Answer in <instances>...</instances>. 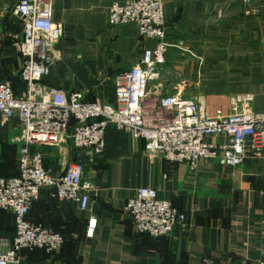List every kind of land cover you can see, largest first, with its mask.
<instances>
[{
	"label": "crops",
	"instance_id": "crops-1",
	"mask_svg": "<svg viewBox=\"0 0 264 264\" xmlns=\"http://www.w3.org/2000/svg\"><path fill=\"white\" fill-rule=\"evenodd\" d=\"M17 1L0 0V57L15 50L22 65L15 47L22 22L12 13ZM113 1L54 0V18L63 25V36L56 45L58 62L51 65L43 85L82 91L89 101L114 103L116 75L137 64L144 45L155 41L142 40L134 23L109 24ZM253 2L258 13L249 16L241 0L165 2L167 40L175 52L168 62L185 76L186 95L204 100L210 110L226 105L230 95L251 92L252 108L264 111V0ZM0 78L7 80L1 65ZM16 120L19 123L15 118L8 128ZM39 148L55 175L70 161L84 164V179L92 183L90 207L82 210L75 202L53 200L43 188L29 219L63 233L66 244L53 254L23 250L24 264H69L72 253L79 264H201L204 258L218 264L264 263L263 158L248 156L236 167L202 160L192 170L186 162L150 156L143 139L113 125L101 153L75 148L70 141ZM89 163L96 169L88 172ZM142 186L157 188L161 198L186 211L187 225L177 224L158 238L137 232L125 205ZM91 216L97 219L93 235L87 233ZM14 227V215L1 210L0 240H11Z\"/></svg>",
	"mask_w": 264,
	"mask_h": 264
},
{
	"label": "built area",
	"instance_id": "built-area-1",
	"mask_svg": "<svg viewBox=\"0 0 264 264\" xmlns=\"http://www.w3.org/2000/svg\"><path fill=\"white\" fill-rule=\"evenodd\" d=\"M166 1L114 0L110 4L109 24L134 23L142 40L155 41L153 46L144 45L137 64L116 75L113 104L89 101L82 91L42 84L58 59L56 45L63 25L54 18V0L16 2L13 14L22 22V34L15 47L22 58L20 75L27 92L17 95L11 82L0 78V130L15 117L21 126L18 172L0 174V211L11 212L15 219L11 240H0V264H24L23 250L53 254L63 247L61 232L28 217L43 188L59 201L75 202L82 210L90 207L92 183L84 179V164L70 161L55 175L45 166L41 145L70 141L75 148L101 153L106 131L114 125L134 139H143L150 156L186 162L192 170L202 160L236 167L248 156L264 159V111L252 108L254 93L230 95L226 105L210 110L204 100L186 95L185 82L172 90L163 86V66L172 45L167 40ZM241 1L246 15L258 13L253 0ZM214 136L227 140L214 142L210 139ZM125 210L137 232L155 238L169 235L177 224L187 225V212L161 198L151 186L139 187ZM96 225L97 219L91 216L87 233L93 235ZM201 264L218 263L204 258Z\"/></svg>",
	"mask_w": 264,
	"mask_h": 264
},
{
	"label": "rangeland",
	"instance_id": "rangeland-1",
	"mask_svg": "<svg viewBox=\"0 0 264 264\" xmlns=\"http://www.w3.org/2000/svg\"><path fill=\"white\" fill-rule=\"evenodd\" d=\"M12 13H13V10H12ZM13 17L15 18V20H18V18L14 14H13ZM8 53L9 54H7L6 56L0 57L1 76L2 78H5L8 81L12 82V85L17 91L18 95H24V90L26 87L24 83L21 81L20 76H19L20 68H21V60L19 56L17 55V53L15 52V50H10ZM172 53H175L174 50L172 48L171 49L168 48V51L166 53V64L163 66L164 71L162 74L161 81L163 82V86H165L166 90L168 87L169 89L172 90V87L174 85L176 86L182 85V83L185 81L184 80L185 76L182 75L180 67H178L176 64L168 62V60L171 61L169 58V54H172ZM175 57L176 56H174L173 59H175ZM80 64L82 65V63ZM80 74H81V71H80ZM165 89L162 90V93H165ZM15 118L17 119V117ZM12 126L13 125H10L9 128L8 126L5 127L3 132L0 135V174L12 173L16 169L17 154H18V149L20 146L19 135L21 132V127L17 120L15 123V126H13V128ZM11 128L12 130H10ZM63 152L64 150L62 152L60 151L58 152L60 158L63 157ZM68 153L69 152H67V154ZM92 169H96V165H92L91 163H89L86 166V170L88 172H91ZM3 229L5 231L8 230L6 224L5 226H3ZM63 248H64V245L63 247H61L60 250H62ZM70 251H73V250H70ZM73 254L74 253L71 254V257L69 259V264H79L80 258L77 256H73Z\"/></svg>",
	"mask_w": 264,
	"mask_h": 264
},
{
	"label": "trees",
	"instance_id": "trees-1",
	"mask_svg": "<svg viewBox=\"0 0 264 264\" xmlns=\"http://www.w3.org/2000/svg\"><path fill=\"white\" fill-rule=\"evenodd\" d=\"M19 76H20V73H19ZM20 79H21V81L23 82V79L21 78V76H20ZM11 84H12V82H11ZM13 86V85H12ZM13 89H14V91H15V93L18 95V93H17V91L15 90V88L13 87ZM20 96V95H19ZM18 172V161H17V164H16V169H15V171L14 172H12V173H8V174H1V175H5V176H8V175H13V174H16ZM46 192H47V195L51 198V199H53V200H56V201H59L58 199H55V198H53V197H51L50 196V192H49V190L47 189L46 190ZM42 195V194H41ZM41 197V196H40ZM28 217H29V215H28ZM14 230H15V227H14ZM57 231V230H56ZM59 232V231H58ZM63 234V233H62ZM64 235V234H63ZM64 237H65V235H64ZM65 241H66V238H65ZM66 244V242L64 243V245ZM41 251H43V250H41ZM43 252H45V251H43ZM48 254V253H47Z\"/></svg>",
	"mask_w": 264,
	"mask_h": 264
}]
</instances>
